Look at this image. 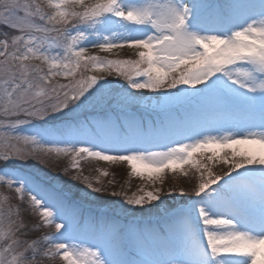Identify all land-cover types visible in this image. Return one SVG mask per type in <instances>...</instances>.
Wrapping results in <instances>:
<instances>
[{
	"label": "snow or ice",
	"instance_id": "1",
	"mask_svg": "<svg viewBox=\"0 0 264 264\" xmlns=\"http://www.w3.org/2000/svg\"><path fill=\"white\" fill-rule=\"evenodd\" d=\"M53 154L80 193L28 171ZM91 159L198 182L169 206L174 188L109 191ZM0 185V264H264V0H0ZM103 193L123 199L86 214ZM146 205L154 222L120 224Z\"/></svg>",
	"mask_w": 264,
	"mask_h": 264
},
{
	"label": "rangeland",
	"instance_id": "2",
	"mask_svg": "<svg viewBox=\"0 0 264 264\" xmlns=\"http://www.w3.org/2000/svg\"><path fill=\"white\" fill-rule=\"evenodd\" d=\"M209 2H215V0H209ZM91 52L95 53L98 50L97 49H90ZM99 54L101 56H109L110 58H117L114 55L107 53V52H99ZM136 58L135 52L132 49H129L127 47H125L122 50H119V57L118 58ZM91 74L93 75H97V76H102L105 75V73L100 72V71H95L92 72ZM109 79H113V77H108ZM61 79V82H66L64 81L62 78H58ZM122 80V78H120ZM147 91V90H145ZM141 111H143V109H141ZM174 112H178V109H174ZM48 163H42L36 160H32L30 162V164L28 165V171L32 172L34 175L40 176L42 177L44 180L49 181L50 183L54 184L56 187L58 188H62L64 191H68L70 193L76 194V193H80L84 187V183L83 180H72L71 177L74 176L75 170L70 171L69 173L65 174L63 172V169L65 167H68L70 165V159L69 157H59L57 158L54 154L48 157ZM120 167H114V164H110L107 162H103V161H97L95 159H91L88 161H84L82 162V169H83V175H87L90 177H96V176H100L101 180L104 183V186L109 188V186H113L114 185V181L117 183L119 182V184L123 183V180L121 179V177L124 178L125 174H128L129 172V168L126 164L124 163H118L117 164ZM213 171L216 174H220L222 171L226 170L225 166H223L222 164H214L212 165ZM103 169H107L108 172L110 173L109 176L105 177L101 175L100 170ZM128 172H127V171ZM187 172V174H189L190 176H192L193 179L196 180V182H198V173L191 167L189 166H185L183 171L181 170H177V172L172 173L169 172L165 175L164 180L169 179L171 181H169V189L174 188L175 190L178 189L181 185V177L182 175H184V173ZM135 178V177H133ZM138 179V178H135ZM192 179V180H193ZM109 181H113V183H109ZM183 182V181H182ZM98 187L100 186L99 184L97 185ZM118 186V185H117ZM161 187V186H159ZM164 189V192H168V188L162 187ZM118 190V189H117ZM119 191V190H118ZM0 192H3L7 195H10L13 197L12 199V203H17L18 199L16 197V193L14 191H9L6 185H0ZM106 194V193H103ZM102 194V195H103ZM174 194V198L172 199V197L170 196L167 201L174 203L173 201H177L180 200L179 195H176V193ZM163 196V193H162ZM27 194L25 195V201L27 202ZM166 201V202H167ZM100 201H97V203ZM85 213L87 214V212L89 210L95 209L96 206H91L90 204H87V206L85 207V203L81 202ZM92 204V203H91ZM24 208H28L27 203L24 204L23 206ZM88 208V209H87ZM26 220L29 223H34V222H39L40 217L39 216H32L30 209L28 211H26L24 213ZM130 217L127 218V220H124L123 218H120L119 222L121 225H125V224H131L134 219H138L140 217ZM155 221V217L154 218H150V219H145L144 221ZM41 230H44L43 235L48 234V233H52L55 231L53 226L50 227H42L40 228L37 232L34 233H30L29 236L27 238L31 239V238H35L37 236H39V232ZM45 264H65V262L60 259L59 257L56 258L55 261L52 260H48L45 261Z\"/></svg>",
	"mask_w": 264,
	"mask_h": 264
},
{
	"label": "trees",
	"instance_id": "3",
	"mask_svg": "<svg viewBox=\"0 0 264 264\" xmlns=\"http://www.w3.org/2000/svg\"><path fill=\"white\" fill-rule=\"evenodd\" d=\"M114 167H120L118 166L117 164H114ZM127 171V170H126ZM128 172V171H127ZM32 173V172H31ZM129 173V172H128ZM37 176V175H36ZM40 180L44 181L46 184H49V185H54L52 183H50L49 181L47 180H44L42 177L40 176H37ZM121 179L123 180V183L119 184V182H115L114 181V185L113 186H109V191H112V190H115L117 192L119 191H127L129 194H131L132 192H135L137 190L138 187L140 186H146L147 188L151 189L153 187H165V188H168L169 186V179H166L164 180L163 184H159L157 183L156 185H152L150 182H146L144 180H141V179H135L133 177H130L128 174H125L124 178L121 177ZM192 176H190L189 174L187 175H182L181 177V185L178 189H176V195H178L177 193L179 192L180 189H184L186 193L188 194H191V191L193 189V187L195 186V184L197 183L195 179H193ZM183 181V182H182ZM118 185V186H117ZM130 185V186H129ZM119 191H118V190ZM169 189V188H168ZM174 194H172V199L174 198L173 197ZM103 197L104 199L102 200H98L100 202L96 203V204H91L89 203L87 200H82L81 202L85 203V207L87 206V204H90L91 206H96L95 209H97V207L99 206H103L104 208H115L116 207V202L120 201L123 199V197H111L108 195V193L106 194H103ZM175 199V198H174ZM181 199V197H180ZM173 202H176L175 200ZM169 206L173 205L174 203H171V202H166ZM147 205L145 206L146 210L144 212H128V213H124V214H121L120 215V218H123L124 220H127L128 217H140L138 219H142V220H145V219H150V218H154L155 217V214L154 212L153 213H150L147 211ZM95 209H93V212L95 213ZM129 218V219H130ZM44 233V230H41L39 232V236H42Z\"/></svg>",
	"mask_w": 264,
	"mask_h": 264
}]
</instances>
